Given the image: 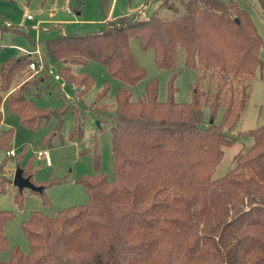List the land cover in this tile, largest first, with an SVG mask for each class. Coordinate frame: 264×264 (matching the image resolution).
Returning <instances> with one entry per match:
<instances>
[{
    "label": "trees",
    "instance_id": "16d2710c",
    "mask_svg": "<svg viewBox=\"0 0 264 264\" xmlns=\"http://www.w3.org/2000/svg\"><path fill=\"white\" fill-rule=\"evenodd\" d=\"M177 3L183 12L171 18L125 14L86 33H67L56 24L51 28L58 33L45 39L41 56L20 53L0 62V107L33 130L56 118L40 140L42 148L61 137L62 115L70 107L64 103L45 109L32 97L33 89L51 88L55 80L49 68L72 89L82 84L80 95L90 89L93 78L74 67L89 61L105 66L120 83L112 113L104 105L99 111L109 118L111 175L100 171V149L93 138L89 150L95 172L78 179L87 202L53 216L31 211L20 224L27 252L11 245L4 234L13 214L0 209V253L9 250L0 264H264V123L233 137L228 133L242 115L256 69L264 68V41L238 0ZM163 4L179 11L173 0ZM260 4L264 15V0ZM8 31L26 38L32 48L39 44L29 27H2L1 32ZM132 37L141 49H152L155 65L167 70L176 68L178 47L183 48L185 67L202 72L191 85L189 102L173 100L178 71L170 75L165 101L157 99L155 78L146 81L142 97L132 99V88L147 77L132 52ZM32 61L44 68L29 77ZM206 72L221 77L210 93L201 89ZM107 91L104 85L96 94L95 108ZM203 101L209 108L207 123ZM2 120L0 111V193L12 184L4 165L11 157L7 151L13 131L2 127ZM80 125L75 115L72 131L80 133ZM242 136H251L253 143L236 154L232 169L213 179L223 147ZM20 168L42 192L47 183L32 179L29 161ZM14 197L20 205L21 190Z\"/></svg>",
    "mask_w": 264,
    "mask_h": 264
},
{
    "label": "rangeland",
    "instance_id": "374dc122",
    "mask_svg": "<svg viewBox=\"0 0 264 264\" xmlns=\"http://www.w3.org/2000/svg\"><path fill=\"white\" fill-rule=\"evenodd\" d=\"M177 1L173 0V3L177 4L178 12L166 7L163 0H0V62L7 57L20 54L17 46L28 52L31 51L32 55L41 56L40 46L45 39L58 33L51 28L56 24L61 31L67 33H86L99 29L106 19L125 14L139 13L141 17L157 14L163 18H171L183 12ZM238 1L247 9L258 34L264 41V15L260 0ZM26 14H30L32 19H26ZM11 24L29 27L32 37L39 42L38 46L32 48L26 38L12 31L1 32L2 27L7 29ZM130 46L137 63L144 67L147 73L146 79L132 88V99L142 97L146 81L155 78L158 82L157 99L165 101L168 96V81L174 71H178V74L173 81L175 87L173 100L185 103L192 99L191 85L202 72L199 69L185 67L184 50L181 46L178 47L177 65L173 70L158 68L153 61V50L141 49L136 37L130 39ZM260 59L264 64V47L260 50ZM43 68L42 66V71ZM74 71L87 72L93 78L92 86L82 95H80L82 84L72 89L66 86L64 80L52 81L51 88L42 85L39 89L31 91L36 104L42 108L56 109L64 103L70 104L62 115L61 137L56 135L49 147L42 148L40 140L55 126V117H51L46 125H40L33 130L24 126L18 116L4 105L0 107L3 115L2 127L11 128L13 131L10 149L13 154H9L11 157L4 165L6 174L12 179L15 169L29 161L33 169L32 179L42 184L47 183L42 192L23 188L20 205L15 201L17 187L13 184L7 186L4 193H0V209L8 210L13 214L5 223L4 234L9 238L11 245L18 244L24 252L28 251V244L20 224L28 218L31 211L37 210L53 216L64 207L87 202V193L78 179L95 172L92 165V151L89 150L93 138L97 140L100 149V171L108 176L111 175L109 118L102 116L99 111L101 105H104L112 113L115 107V94L120 83L111 78L105 66L96 61L74 67ZM33 74L38 75L32 73L29 77ZM220 80L219 74L206 72L201 89L210 93ZM231 84L236 86L235 82ZM104 85H108L107 94L98 102L99 107L95 108V96ZM227 91L228 93L230 91L228 87ZM202 110L203 121L207 123L209 108L206 101H203ZM222 111L223 109L219 110L216 121L220 119ZM75 115L81 120L80 133H77V129L72 131ZM263 123L264 68H257L250 81L249 96L242 115L228 133L233 137L240 131L257 128ZM70 133H72L71 137ZM252 143L251 136H242L233 145L223 147L222 159L216 165L212 178L216 179L232 169L236 154L246 150ZM44 149L48 151V162L38 154ZM21 151L23 155L18 162L17 158ZM3 155L4 153H0V161ZM8 257V249L0 253L1 260H7Z\"/></svg>",
    "mask_w": 264,
    "mask_h": 264
},
{
    "label": "built area",
    "instance_id": "2783aa9c",
    "mask_svg": "<svg viewBox=\"0 0 264 264\" xmlns=\"http://www.w3.org/2000/svg\"><path fill=\"white\" fill-rule=\"evenodd\" d=\"M25 18L26 19H32V16L30 14H26L25 15ZM17 48H18V50L21 53H32L31 51L28 52L27 50H25V49H23L21 47H18L17 46ZM29 68L32 70L33 73H39L41 71V69H42V65L41 64H38L37 65L35 62L32 61V62L29 63ZM47 72H48V74H50L53 77V79L55 81L61 80V76L56 72L55 69L49 68L47 70ZM7 154H13V151L12 150H9V151H7ZM38 154H40L41 156H43L47 160V157H48V151L47 150L39 151Z\"/></svg>",
    "mask_w": 264,
    "mask_h": 264
},
{
    "label": "water",
    "instance_id": "95a60500",
    "mask_svg": "<svg viewBox=\"0 0 264 264\" xmlns=\"http://www.w3.org/2000/svg\"><path fill=\"white\" fill-rule=\"evenodd\" d=\"M12 184L16 186L19 190H22L23 188H29L35 191L42 190L41 185H35L29 180L28 177H25L22 175V169L20 167H17L14 171V174L12 177Z\"/></svg>",
    "mask_w": 264,
    "mask_h": 264
},
{
    "label": "crops",
    "instance_id": "0c3cea01",
    "mask_svg": "<svg viewBox=\"0 0 264 264\" xmlns=\"http://www.w3.org/2000/svg\"><path fill=\"white\" fill-rule=\"evenodd\" d=\"M29 20V19H28ZM19 47V46H18ZM49 161V156L47 157V162Z\"/></svg>",
    "mask_w": 264,
    "mask_h": 264
}]
</instances>
